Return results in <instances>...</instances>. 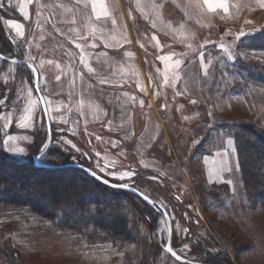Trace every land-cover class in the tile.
<instances>
[{
	"label": "rangeland",
	"instance_id": "rangeland-1",
	"mask_svg": "<svg viewBox=\"0 0 264 264\" xmlns=\"http://www.w3.org/2000/svg\"><path fill=\"white\" fill-rule=\"evenodd\" d=\"M227 2L230 15L208 12L203 0H104L110 15L97 18L88 0H0V47L35 66L52 150L141 190L165 210L158 208L154 228L141 204L122 191L133 202L124 204L137 205L127 216V236L104 241L25 207L1 208L0 247L17 250L20 264H191L177 262L165 249L169 219L170 247L180 258L201 261L203 249L222 250L224 264H264V210L249 207L233 129L222 123L251 121L264 128V86L237 70L254 66L264 72V48L238 47L236 39L241 30H264V8L257 0ZM8 20L23 25V36ZM34 85L31 67L0 58L2 146L13 159L48 141ZM211 91L226 92L234 104L225 109L211 103ZM29 109L30 126L21 127ZM9 135L17 140L5 144ZM124 172L134 175L120 179ZM53 180L59 189L73 182L66 200L80 192L72 174ZM96 199L94 194L85 202ZM71 218L81 220L76 212Z\"/></svg>",
	"mask_w": 264,
	"mask_h": 264
},
{
	"label": "trees",
	"instance_id": "trees-1",
	"mask_svg": "<svg viewBox=\"0 0 264 264\" xmlns=\"http://www.w3.org/2000/svg\"><path fill=\"white\" fill-rule=\"evenodd\" d=\"M237 44L238 47L264 48V30L240 37ZM4 49L0 47V52L10 57ZM2 61L8 63L3 59ZM17 64L21 67L26 66L20 63ZM252 68L253 70H250L249 67L238 66L237 70L239 73L245 74V78L253 79L252 81H257V83L264 86V72L256 70L254 66ZM248 122H234L230 125H228L229 122L222 123L233 129L232 134L237 148V158L242 167L244 184L247 187L249 207L264 210V128L256 129L251 121ZM2 138L0 129V210L6 207H25L41 217L53 220L55 224L88 231L97 240L105 241L109 236L119 238L127 236V216L130 210L134 211V208H137V205L134 204L132 206L134 208L130 209L127 203L124 204V201L128 199V203H133L129 196L121 193L126 190L109 188V186L77 167L47 166L73 162L69 159L70 156L68 157L65 153L55 151L56 149L52 150L53 137L43 157L39 160L41 164L34 163V156L40 151V146L28 156L13 159L5 155ZM201 147L203 148L199 145L197 149H201ZM61 173H69L77 178L78 185L76 188L78 187L77 189L80 191L77 194L78 199H76V196L71 197L72 201L70 197H67V200L65 199L68 194L66 188H70L73 182L68 183L67 187L61 185L62 189L56 187L54 180L49 183L52 177H57ZM46 184L50 185L45 187ZM94 194L99 195L100 199L90 201L87 204L85 200L91 198ZM130 194H132V199L141 204L143 209L140 212L147 223L155 228V215L159 214L158 207L145 203L131 192ZM99 200L100 202H98ZM93 204L98 205V207L89 208ZM73 210L79 214L81 220L75 221L71 218L75 213ZM201 255L200 262L207 264H224L228 260L222 250L209 251L203 249ZM171 258L180 263L184 262L172 255ZM0 264H20L17 250L9 245L0 247Z\"/></svg>",
	"mask_w": 264,
	"mask_h": 264
},
{
	"label": "snow or ice",
	"instance_id": "snow-or-ice-1",
	"mask_svg": "<svg viewBox=\"0 0 264 264\" xmlns=\"http://www.w3.org/2000/svg\"><path fill=\"white\" fill-rule=\"evenodd\" d=\"M30 2H31V0H28V3H30ZM77 2H79V0H77ZM88 2L91 4L92 10H93V12L96 13L97 18H99L101 15H103V16H109L110 15L108 13V11H107V6L104 3V0H88ZM257 2H258L259 6L261 8H264V0H257ZM203 5L207 9L208 12H216L217 9H222L223 13L225 15H230V13H229V5H228L227 0H203ZM0 6H2V5H0ZM139 6L140 5L138 4V7ZM25 8H26V4H22L21 7H20V10L22 12H24L25 17H27L28 13H27V11H25ZM97 9H99L100 11H97ZM141 11H143V8H141ZM112 22L115 23V20H113ZM6 23L8 25L12 26L20 36H23V34H24L23 30H22L23 29V25H21L19 23H16L15 21H12V20H8V21H6ZM246 23H250V21H246ZM153 26H155V22L154 21H153ZM248 34L249 33H246L245 31L241 30L238 33V35L236 36V39L239 40L240 37L246 36ZM151 39L152 40H156L157 44L159 43L158 39L155 36H153ZM93 46H95V45H93ZM76 47L77 48H81L82 46L80 44H77ZM141 47H143V45H141ZM201 47H203V45H201ZM219 47L224 50V52L228 55V57L230 59H235L236 58L235 55H233V53L224 44H220ZM239 55L243 56V55H247V53H240ZM200 56H201V60H203V53H200ZM159 59L167 61L169 59V57L162 56V57H159ZM49 63H51V62H49ZM180 63H181L180 61H176V66L179 67ZM33 71H35V69H33ZM89 71H93V69L89 67ZM57 79H59V77H57ZM165 82L167 83V76H165ZM0 103H2V101H0ZM141 104H143V101H141ZM30 113H31V109H29V114L22 118L24 120V123L21 124V127H29L30 126V124L28 123L32 119ZM209 115H211V113H209ZM7 119L8 118L5 117V120H7ZM7 126L8 125L6 123L5 127H7ZM20 139L27 140L28 137H21ZM16 140H17V137L9 135L7 137V139L4 141V143L8 144L9 142H14ZM68 143H71V141H68ZM228 143H229V146L232 145V141L231 140H229ZM73 147H75V145H73ZM10 150L15 152V153H24L25 152V149L20 148V147H11ZM43 154H44L43 153V149H41V156H38L36 158L37 159H41L43 157ZM103 170L104 169H101V171H103ZM92 175L95 176L96 174L92 173ZM109 175H116V174L115 173H109ZM131 175H134V173H132V172H124L123 174H121L119 176V178L123 179L124 177L131 176ZM209 175L210 176L212 175L211 170L209 172ZM103 182L104 183H108L107 180H104ZM119 186L120 187H125V188L128 187L127 184H121ZM144 199L147 200L148 197L145 196ZM167 251L172 252V254L174 256L176 255L175 252L172 251L171 247H168Z\"/></svg>",
	"mask_w": 264,
	"mask_h": 264
},
{
	"label": "water",
	"instance_id": "water-1",
	"mask_svg": "<svg viewBox=\"0 0 264 264\" xmlns=\"http://www.w3.org/2000/svg\"><path fill=\"white\" fill-rule=\"evenodd\" d=\"M0 58L5 60V61H8V62H15V63H20V64H24V65H27L29 67H31L32 69H35L34 73H35V90H36V93H37V96L39 98V101H40V104H41V107H42V110H43V113H44V117H45V122H46V126H47V131H48V141L46 143V145L44 146L43 149V153L46 151V149L48 148L51 140H52V136L50 134V120H49V116H48V113H47V107H46V103H45V100L43 99L42 97V94L40 92V89H39V86H38V74H37V70L35 68V66L33 64H31L30 62H28L27 60H20V59H16V58H12V57H8L4 54H2L0 52ZM38 156H41V150L34 156V163L35 164H41L40 163V159H37L36 157ZM47 166H50V167H66V166H72V167H77V168H80L82 169L83 171H85L87 174H89L90 176L94 177L95 179H97L98 181H100L101 183L109 186V187H112V188H116V189H123V190H126V191H129L133 194H135L136 196H138L140 199H142L145 203L149 204V205H152V206H158V208L161 209V211L165 212V210L154 200L152 199L151 197H149L148 195H146L144 192H142L141 190L133 187V186H130L128 185V187H120L119 185L121 184H124V183H117V182H112L106 178H104L103 176L99 175L97 172H95L93 169L87 167V166H84L80 163H76V162H66V163H62V164H53V165H47ZM92 173H95L96 175L93 176ZM104 180H107L108 183H104L103 181ZM147 196L148 199H144V197ZM160 206V207H159ZM167 216V214H166ZM168 223H169V238L167 240V243H166V247L165 249L167 250L168 247H170V232H171V225H170V222H169V219H168ZM169 254H171L173 257H175L176 259L180 260V261H184V262H188V263H191V264H207V263H204V262H200V261H196V260H190V259H185V258H180L178 255H173L172 252H169L167 251Z\"/></svg>",
	"mask_w": 264,
	"mask_h": 264
},
{
	"label": "crops",
	"instance_id": "crops-1",
	"mask_svg": "<svg viewBox=\"0 0 264 264\" xmlns=\"http://www.w3.org/2000/svg\"><path fill=\"white\" fill-rule=\"evenodd\" d=\"M217 90H219V89H217ZM222 93H223V91H221ZM212 93H214V92H210V93H208V98H211V103H213L214 104V102L215 103H217V104H220V103H223V105H224V107H225V109L227 108V106L228 105H231L232 106V104H234V102L232 101V100H234V99H232V100H230L229 98H226L228 95L226 94V92H225V95H224V93H223V96L222 95H220V94H217V93H214V94H217V95H220V96H216V97H214L213 98V96H211V94ZM216 99V100H215ZM199 100H201V99H199ZM198 100V101H199ZM214 100V101H213ZM202 101V100H201ZM201 101H199V102H201ZM201 103H203V101L201 102ZM205 103V102H204ZM221 109V108H220ZM222 111V110H221Z\"/></svg>",
	"mask_w": 264,
	"mask_h": 264
}]
</instances>
